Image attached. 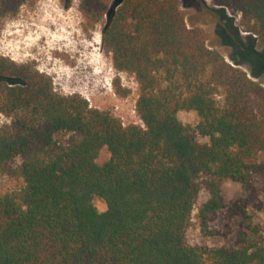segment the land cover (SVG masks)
<instances>
[{
  "label": "trees",
  "instance_id": "16d2710c",
  "mask_svg": "<svg viewBox=\"0 0 264 264\" xmlns=\"http://www.w3.org/2000/svg\"><path fill=\"white\" fill-rule=\"evenodd\" d=\"M111 1L79 0V11L86 27L107 16L102 47L113 69L134 76L142 125L124 127L78 95L56 94L33 65L0 57V117L9 119L0 126V180L21 182L0 194V264H264L259 224L232 247L191 245L186 235L202 190V219L264 210L255 184L264 177V87L238 67L264 74V48L256 49L264 0H212L232 64L203 28L187 25L180 0H122L109 12ZM21 2L0 0V17ZM226 10L240 14L246 40ZM180 111L199 121L184 125ZM102 148L110 156L98 164ZM224 180L246 195L225 202Z\"/></svg>",
  "mask_w": 264,
  "mask_h": 264
},
{
  "label": "rangeland",
  "instance_id": "374dc122",
  "mask_svg": "<svg viewBox=\"0 0 264 264\" xmlns=\"http://www.w3.org/2000/svg\"><path fill=\"white\" fill-rule=\"evenodd\" d=\"M121 1L112 0L109 12ZM200 1L202 9L180 0L187 25L203 28L208 46L218 50L229 63H234L230 48L223 45L216 34L215 19L208 11L218 7L212 0ZM226 14L239 27L240 14L228 10ZM106 20L107 16L94 27H86L79 11V0H22L15 13L0 17V57L18 65H33L39 73L51 79L56 94L78 95L89 107L111 113L124 127L142 125L135 110L138 86L134 76L113 69L111 56L103 50L101 31ZM239 29L245 39L247 33L241 26ZM263 48L256 45L257 50ZM238 67L264 87V74L252 75L253 67L248 63H240ZM177 117L184 125L194 126L199 121L194 111H180ZM7 124L9 119L1 116L0 126ZM109 156L107 149L102 148L97 163L102 164ZM255 184L259 189L264 188V177H256ZM20 185V181L5 177L0 180V194L17 190ZM221 191L227 203L246 195L241 185L231 180L222 182ZM207 198V192L202 190L186 234L189 244L209 248L232 247L238 235L247 232L246 226L259 224L264 227V210L252 208L246 211L248 219H243L242 215L231 217L227 209L202 219L198 209ZM93 204L98 212L106 210L105 203L99 198H94Z\"/></svg>",
  "mask_w": 264,
  "mask_h": 264
}]
</instances>
